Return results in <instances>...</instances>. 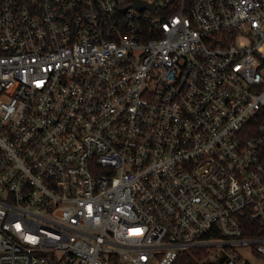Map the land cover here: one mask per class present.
Returning <instances> with one entry per match:
<instances>
[{"label": "built area", "instance_id": "2783aa9c", "mask_svg": "<svg viewBox=\"0 0 264 264\" xmlns=\"http://www.w3.org/2000/svg\"><path fill=\"white\" fill-rule=\"evenodd\" d=\"M263 44L264 0H0V264H264Z\"/></svg>", "mask_w": 264, "mask_h": 264}, {"label": "trees", "instance_id": "16d2710c", "mask_svg": "<svg viewBox=\"0 0 264 264\" xmlns=\"http://www.w3.org/2000/svg\"><path fill=\"white\" fill-rule=\"evenodd\" d=\"M247 227L249 232H256L257 228L253 224H248ZM247 235L249 234L246 233ZM49 264H58V262L53 260ZM173 264H222V260L211 258L204 249H188L180 251Z\"/></svg>", "mask_w": 264, "mask_h": 264}, {"label": "water", "instance_id": "95a60500", "mask_svg": "<svg viewBox=\"0 0 264 264\" xmlns=\"http://www.w3.org/2000/svg\"><path fill=\"white\" fill-rule=\"evenodd\" d=\"M136 9L140 10L141 7H139L137 4L134 6ZM153 10V9H152Z\"/></svg>", "mask_w": 264, "mask_h": 264}, {"label": "rangeland", "instance_id": "374dc122", "mask_svg": "<svg viewBox=\"0 0 264 264\" xmlns=\"http://www.w3.org/2000/svg\"><path fill=\"white\" fill-rule=\"evenodd\" d=\"M262 48H263V51H264V44H263ZM245 252H247V251H242V253H245ZM246 256H249V255H246Z\"/></svg>", "mask_w": 264, "mask_h": 264}]
</instances>
